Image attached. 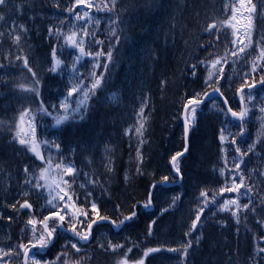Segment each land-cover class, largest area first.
<instances>
[{
  "label": "trees",
  "instance_id": "1",
  "mask_svg": "<svg viewBox=\"0 0 264 264\" xmlns=\"http://www.w3.org/2000/svg\"><path fill=\"white\" fill-rule=\"evenodd\" d=\"M60 1H65L66 6L60 5L59 9L54 7L51 11V14H53L51 17L52 19L50 17L43 18L40 20V22L42 21L41 23L37 22L39 24L34 26L31 35V41L34 43V53L26 54L29 59V66L37 72V76L41 83L39 98H42L46 105L53 103L51 99H53L57 93V89L64 85V80L60 74L67 65V56L70 53L69 50L72 48L70 45H65L62 39L57 42L55 35L50 36L48 33L49 27L56 26H60L64 32L69 31L70 14L64 11V9L69 6L70 0ZM194 2L195 0L193 3ZM44 3L47 8H50L46 1H44ZM184 3H186L185 6ZM99 4H102V2H99L98 5ZM149 4L151 8L149 7L143 14L139 13L133 16L137 19V25L139 27L135 24L132 26L135 25L137 27V33L143 28H146V30L152 29L149 32L153 33L165 25L163 21L166 22V19L172 20L176 17L174 24H168L169 26L178 27V40L175 43V47L178 50L181 46L182 54V57L177 56V59L174 60V54H172L169 49L161 50L158 48H152L157 53V57L152 56L156 62L155 67L152 69H158V87L157 90L153 92H151L152 90L147 87L146 91L149 93L151 98L154 99V103L146 99L142 100L137 106V103L135 104L134 101L136 94H134V96H128V98L131 99L130 103L127 105L122 104L121 97L125 93H130L131 91L138 89V86L134 85L132 80H128L129 82H127L126 76L121 77V75H125L131 70L127 69L125 64L126 62H123L121 63V68L118 71L108 67L107 72H105L103 63L100 68L96 69V72L98 75H103L104 82L101 87L96 90V94L89 101V108L84 114V118L81 119L79 116H73L65 124L57 128L54 124L53 117L46 116L37 111L39 104L36 95L24 92L19 87L20 85L31 86L33 78L28 70L24 68L22 62L17 61L16 64H13L15 74L12 75L9 83L6 82L7 86L4 89H0V99L6 107L8 104L7 93L10 92L14 97L10 100V107L14 113V117L11 115L9 118L7 112L3 113V105L1 104L0 106V121L3 122V124H0V133L4 134L8 145L10 141H12V146L10 147H12L13 150V155H11L8 159H0V166L2 168L7 167L9 172H13L14 169L12 165L8 164V161L13 158L16 159L15 164L22 166L29 165V168L32 167L35 169V165L38 163L33 154L24 146L15 142L14 139L16 132L15 125L17 124L16 119L19 118L20 113L24 108H31L32 114L35 115L36 137L37 140L41 142L45 155H48L49 152H51L53 161L56 162L58 158L63 159L67 153L74 152L73 162L75 163V166L83 173L88 174L87 176L80 175L78 177L76 182L77 185L84 183L85 188H78L77 193L81 200H83L85 192L91 190L93 198L100 204L102 214L111 215L114 219L117 218L119 213L116 211L115 205H121L120 212H124L125 206L128 203L143 201L145 199L147 191L150 190V185L154 181V177L152 175L153 173H155V177L157 178L161 174H171V167L169 163L170 157L175 154V152L182 151L185 144L182 121L179 118L181 115L185 93L202 91L204 87L203 79H198L197 82H186L179 78L175 72L183 71L184 67L185 69H188V66L193 62H188L187 60H192L197 55L201 59H204L205 57H208L210 52L222 54L224 51L225 34L230 37L231 30L220 29V41L218 42L215 35H207L204 33L203 28L198 29L199 23H204L205 28L208 23L218 20L216 9L213 8L212 10L205 11V9L212 6V0H203L204 5L202 13L200 11L197 14L191 12L193 10L190 8L192 4L191 0H176V3L174 0L172 2L168 0H149ZM172 4L178 5V8L176 10L172 8L171 10L169 7H173ZM213 7L217 6L214 4ZM194 10L196 13V11H199L200 9L199 7H195ZM105 14L106 13L104 12L102 14L101 12L97 13V19L100 20V24L96 27L97 30L94 36L96 39L104 41L102 47L105 50L111 47L114 55L117 52L115 37L111 35L110 29L108 31L103 29V24L106 23V20L108 22L107 26L111 27L109 21L111 18L113 19V16H106ZM190 17L192 19H196L197 23L188 24L182 21L183 19L190 20ZM61 21H65V23L62 25ZM146 21L147 24L145 25ZM159 22L160 25L157 24ZM2 26H6V21L0 24V33H3V36L0 37V63H4L6 65L4 57L7 56L9 50H12L13 48L9 47L10 44L8 43V36L6 35V32L1 29ZM38 26H40V29L37 28ZM131 27L127 30L131 35L130 37L134 39L137 33H134V30L131 31ZM122 33L123 32L121 30L117 32L119 37ZM182 33H184V36H187V38H181ZM260 33L261 28L259 26V22H257V33L253 34L252 37L255 43H259ZM110 41L111 44L109 43ZM162 41L166 42L169 41V39L167 38ZM90 43L89 51L95 52L101 47L93 42V36L90 37ZM200 44L210 46L207 51H201L199 46ZM53 47L56 48L57 57L63 61L61 69L56 73L44 71L38 66V58H43L47 55L49 59H52L51 52ZM228 47H231V45H228ZM174 56H176V54ZM11 57H13V54H11ZM102 60L104 61L105 59L101 57L99 61ZM87 62H96V60L87 57ZM133 64V62H128L129 67H132ZM230 67L225 69L226 76L231 74ZM198 70L206 75L203 68ZM248 70L249 69L244 66L241 68L236 66V72L238 74L242 71ZM90 72L91 70L88 67H86L83 71L85 77H88ZM3 75L0 77V82L5 83V75L4 77ZM233 79L234 82L232 86H239V76L237 75ZM162 81H166L167 83L162 84ZM87 82L88 81L86 80L85 83ZM221 83V85H224V81H221ZM233 91L232 96L227 95L230 105H232L233 99H236V93ZM262 91V89L253 91V101L251 103L247 102L252 111L249 113L247 122L244 123V136H237V144L240 145L242 150H246L249 144L256 142L258 139L264 143V130H262V124H264V114L260 113L259 109H257L256 112V109L254 108V106L264 107V101H260V97L258 95V93ZM76 98L78 99L79 97H75V99ZM145 101L148 105L145 109V118L148 121L146 125L147 131L144 135V144L142 147V152L144 154L143 170L145 174L136 175L134 172L136 164L135 147L138 142V137L134 132L130 135L129 139L123 137L122 130L127 126L129 128H134L137 125V121L139 119L137 113L139 112L141 104ZM221 109H223V106L221 103H218V106H206L202 108V110L198 111L196 126L190 135L189 152L185 155V157L181 158V170L185 176V184L189 186L196 184L194 185L195 187H204L202 184H205V181L203 182L202 178L197 179V175L202 176V174H204L202 169H206L207 172H209L210 169H219L217 162L220 159L223 162L224 157V154L221 151L222 148L227 149L229 166H231L234 149L230 144L231 136L228 135V132L230 130L233 134L238 133L240 131L239 122L231 121L228 116L226 120V113L221 111ZM55 115H58V113H53V116ZM253 121L256 126L253 127L246 125V123L248 124V122L251 123ZM221 128H226L225 135L228 142L224 145H221L218 139ZM51 130H54L58 135L56 141L61 146L60 153H57L55 149H50L49 147L43 145V142L47 139L42 137V135H46ZM130 144L132 145L131 148L129 147ZM3 145V141L0 138V149L3 148ZM21 147L23 148L22 151H20ZM118 156H122L121 158L123 159L128 158L127 162H125L126 164L119 163L118 158L120 157ZM219 156H221V158H219ZM189 158V163H186ZM102 159L111 160L113 167V171L111 173L107 174L100 166H97L99 161L102 162ZM263 162L264 146H262V144H257L255 155L250 154L249 157H247V163L249 164L247 166V170L244 169V167L242 168L244 169L246 176L251 171L255 177L256 187H254L253 192L260 193V195L256 196L257 201H259L261 196H264V188L257 179V176L264 179V177L260 175L261 173H264ZM120 164L128 166V175L131 177L129 181L124 180L125 175L118 176L120 171L118 167ZM221 166L223 167V165ZM89 179H96L100 183L96 186H92L87 183ZM144 186L146 187V193H134V189L136 187L142 188ZM202 189L204 188H201L200 190ZM169 193L170 191L164 187H159L156 191L154 196L155 206H157L156 208L159 210H162V214L158 216L157 220H155V224H151V221L156 216L154 213H150L139 215L137 219L129 222L120 234H114V230L111 226H105L100 229L99 234H97L98 238L94 240V245L96 246H94L90 252L81 251L80 253L74 254L67 252V256L65 258L72 264L75 261H80V264H116L118 259L123 258V251H118L117 253H112L110 251L105 252L99 247L100 244L106 245L110 241L112 243L125 244V250L128 247H132V252L129 253L128 256L129 259H134L137 245L140 241L143 243H149L152 237L155 239L156 244L162 241L165 229L163 228V225H161L162 221L160 220L165 217L166 213L175 212L176 209H179V205L184 198L180 197L181 193L175 194L171 198L169 197L170 202L174 198L179 197V199L176 200L174 207L170 205L166 207L163 206V201L167 199L165 195H168ZM28 199L29 202L33 204L35 214L38 216L41 215V212L36 211L37 208L34 206L35 202H33V199ZM21 202H23V200H21ZM170 202H168V204H170ZM196 207L197 201L196 204L191 207V210H194L195 212ZM255 207L257 209L255 214L251 212L247 214V227L248 225L250 227L252 223L257 226V220H264V211L262 213L259 203H257ZM164 209H168V211L165 212ZM4 210L9 213L10 216L15 218L11 221L3 223L9 229V234L11 235V240L7 243V247L9 245H13L15 247L21 242H27V230L25 229V223L27 219L30 218L29 214L27 213L23 215L11 208H4ZM220 213L221 212H219V210H216L214 213V209L211 208L210 211L206 210L204 215H213L210 220V223H212ZM241 215L244 217V214ZM141 221L145 222L144 228L146 227V229L143 228L140 233H138L133 229V227ZM239 224H242V227H238L237 230L234 229L235 233L230 234L229 236L226 232H224V230L215 233L220 241V243L217 242L220 247L215 245L212 250V255H208V251L206 249L204 261L208 262L218 258L220 260H217L215 264H232L231 260L237 261L238 263V258L234 257L231 253V249L235 246L237 247L236 251L240 249V251L247 256V239L243 235L245 225L244 223ZM150 226L151 234H149L148 231ZM22 230H24V232H22ZM253 230L255 229L253 228ZM96 232L98 231L93 230L94 236ZM105 233H110V235ZM212 238L211 243L213 245L217 239H214L215 241H213ZM255 241L256 239H254L253 242ZM221 244L228 245V249H222ZM20 251L21 255L16 257L18 261L19 259L21 260L20 263L22 264L23 255L22 250ZM4 260L6 261L7 257H5Z\"/></svg>",
  "mask_w": 264,
  "mask_h": 264
},
{
  "label": "snow or ice",
  "instance_id": "2",
  "mask_svg": "<svg viewBox=\"0 0 264 264\" xmlns=\"http://www.w3.org/2000/svg\"><path fill=\"white\" fill-rule=\"evenodd\" d=\"M117 0H104L102 4H96L94 0H70L69 6L64 11L73 17L74 22H81L77 28L75 23L69 27V31L64 32L60 26L49 27L48 33L50 36L55 35L57 42L61 39L65 45H70L76 49L78 55L73 61L71 71L73 73V83L67 87L65 92L60 93L56 102L45 104L44 100L40 97L41 83L37 76V72L29 66V59L27 55H15V60L22 62L24 68L28 70L33 78L31 86L20 85L19 87L24 92L33 93L38 98L39 107L38 112L43 113L46 116L53 117L54 124L57 128L65 124L73 116H79L84 118V114L89 108V101L96 94V90L101 87L104 82L102 74L98 75L96 69L100 68L99 59L103 57L105 63L103 65L104 71L107 72L108 64L113 61V50L109 47L105 50L102 45L104 41L98 40L89 31V26L96 27L100 24V20H93L92 13L104 12L113 16L112 24L119 26L122 21L116 12ZM8 6V0H0V8H6ZM22 6H18V10ZM57 9L60 8L59 3L55 5ZM227 7V6H226ZM82 9V11H77ZM5 17L0 14V21H4ZM257 22L261 28L259 35V43H255L252 39L253 34L257 33ZM65 21H61L63 25ZM220 28H227L231 30V36L228 37L225 34L224 51L221 53L210 52L208 57L201 59L196 57V63H192L188 66V72L192 77H196L197 71L203 68L206 75L203 79V90L193 91L191 93H185L180 119L182 121L183 134L185 144L182 151L175 152L170 157L171 174H161L158 178L153 173L154 181L150 185V190L147 191L146 197L143 201L130 202L125 206L124 212H120L121 205H115L116 211L119 213L117 218H113L111 215L101 213L100 204L93 198V193L88 190L84 194L83 200L77 193V189L85 188V184L81 183L77 185V179L80 175L87 176V173H83L77 169L75 163L69 160L67 163L62 158H58L56 162L53 161L51 152L45 155L42 144L36 138V125L35 115L32 114L31 108H24L20 113L19 121L15 125L16 132L15 141L24 146L30 151L36 158L38 163L35 165V171L30 173L29 167L25 165L23 171L25 173L24 185L25 189L19 194L23 199H16L14 203L8 205L14 211L28 210L29 219L25 223V229L27 230V242H21L15 247L8 246L7 250L0 247V261H4V264H11L13 256H20L22 250L23 264H42L40 259L36 258L33 250L37 252H44L50 248H55L57 244H60L61 240L65 238L66 234H71V238L66 243L61 245L62 251L56 256L55 262L43 261V264H70L67 256V250L73 249L75 253L81 252V242L87 244L90 241L96 239L93 235V229L98 232L105 226H111L115 229H121L122 226H127L128 222H132L137 219L141 211H146L153 206V192L157 189L158 185L163 188L169 184H175L184 180V173L181 170V158L189 152L188 137L189 134L196 126L198 111L202 110V106H206L205 102L211 100L213 96L219 97L223 104L226 106L221 111L230 114L231 118L239 122L240 131L236 134L228 132L231 136L230 144L233 146L234 155L231 159V166H229V158L227 149L222 148L221 151L224 154L223 167L219 169V175L223 178V183L215 188H204L199 192V198L197 201V207L194 212V219L189 226V230L184 233L188 239L179 247H157L149 248L143 253V257L140 259H129L128 254L132 252V247H128L125 250V244L108 242L100 244L99 247L105 252L117 253L123 251V258L118 259L116 264H145L144 258L152 253L168 252L179 253L182 264H190L188 260L189 250H195L198 246L200 235L193 237V233L197 232L198 226L201 225V219L204 217L206 210H211L213 207H218L220 212H227L236 219L237 224L240 222L241 214H244L245 219L249 212L255 214V205L259 203L261 210L264 211V196H261L259 201L256 200V196L260 195L259 192L254 193L253 189L255 185V177L250 171L246 176L244 169L247 168L245 158L249 155H255V149L257 144L264 143L260 139L256 142L249 144L246 150H242L240 145L237 144V136H244V123L248 119L249 113L252 109L246 103L251 101L253 97L245 96L246 89L250 90L257 87L259 84L264 87V0H237L236 5L231 7V15L223 21H213L205 27V31L215 35L216 40L220 41ZM215 30V32L213 31ZM122 31V30H121ZM28 28L23 25H17L13 21L9 25V35L14 42L18 53L23 51L21 41L22 38H27ZM110 33L115 37V43H120V37L117 34L116 27H110ZM92 35L93 42L96 45H100L99 50L92 52L85 48V40ZM3 33H0V37ZM111 44V41L109 42ZM231 45V47H228ZM210 45H200L201 51H207ZM214 47V46H213ZM51 67L49 71L52 73L58 72L63 61L57 57L56 48H52L51 52ZM90 57L97 62L93 64V70L88 77L85 74L79 72L76 64L83 57ZM5 60L9 57L5 56ZM243 64L248 68V71L236 72V66ZM231 65V67H230ZM7 66H11L10 64ZM4 63H0V69L5 68ZM230 67L231 74L226 76L225 69ZM239 76V86L234 89V92L239 96V110H234L229 104V99L222 91L223 85L221 81L225 82L228 88L232 87L234 77ZM187 78V77H185ZM88 81L85 83V81ZM167 83L166 81H162ZM79 97L73 100L72 98ZM147 102L141 104L137 116L139 117L137 125L134 128H128L125 131V135H131L133 132L138 137V142L135 147V168L136 175H144V154L142 147L144 144V135L147 131V119L145 118V109L147 108ZM58 112V115L53 116V113ZM259 112L264 114V107L259 108ZM27 117V120L25 119ZM0 124H3L0 121ZM25 125L27 131H25ZM262 130H264V124H262ZM226 128L220 129V135L218 137L221 145H224L227 141L225 135ZM44 146L50 149H55L57 153L61 152V146L56 142L55 138L51 141H44ZM131 148L132 145L130 144ZM111 164V161H109ZM242 165L244 169H242ZM111 167L108 168V172H112ZM264 177V173L260 174ZM131 177L125 173L124 180L129 181ZM88 184L92 186L98 185L100 182L96 179H89ZM106 183V181H105ZM243 190V191H242ZM38 197H43L44 204L41 206V215H36L33 210V204L29 202L28 197L32 193ZM235 194L233 198L218 200V197H223L224 194ZM242 197L246 198L247 202L242 203ZM179 197L174 198L170 202V206H175L176 200ZM168 211V209H164ZM0 219H7L11 221L12 216L5 217L0 212ZM156 221L152 220L151 224H155ZM258 225L264 226V220H257ZM226 227V225H224ZM149 234H151V226L149 227ZM24 232V230H22ZM193 239L196 240V245L193 243ZM260 244H264V233L259 236ZM257 245L256 255L260 257L259 260H255L253 264H264V246ZM80 245V246H78ZM30 253H33L30 256ZM8 259L5 261L4 258ZM73 264H80V261H75Z\"/></svg>",
  "mask_w": 264,
  "mask_h": 264
},
{
  "label": "rangeland",
  "instance_id": "3",
  "mask_svg": "<svg viewBox=\"0 0 264 264\" xmlns=\"http://www.w3.org/2000/svg\"><path fill=\"white\" fill-rule=\"evenodd\" d=\"M14 1L18 2L19 4L15 3V2H13L11 0H8V6L6 8H0V14H3V16L5 17V20L4 21H0V24L8 20L7 21L8 28H7V26L6 27L5 26H2L1 29L4 32H6V35H7V33L9 35V25L13 21H15V23L17 25H20V24L25 25L28 28V33H27V38H22V41H21V45H22L23 51H21V52L18 53V50H17L14 42L12 41V44L14 45V48H15L14 51H13V55L20 54V55L23 56V55H26L27 53L32 54L33 48L30 47V46L28 47V45H27L28 40H29V37H32L31 34H30L31 29H33L36 24L37 25L39 24V23H37L39 21V18H42V19L43 18H46V14H49L50 13V9L47 8V6L45 5L44 1H46L49 4L50 7H54L57 3H59V5L66 6V2L65 1L62 2V1H59V0H14ZM168 1H171L172 2L173 0H168ZM174 1L176 3V0H174ZM191 1L193 3L194 0H191ZM99 2H102L103 3L104 0H96V4H98ZM195 3L197 5L196 7L197 8L199 7L200 10H201V13H202V10H203L202 8H203V5H204L203 4V0H195ZM212 3H213L212 4V7H213L214 4L218 7V10H216V15L218 16L217 17L218 18V21H219V19H221L220 21H223V20H225L227 17H229L231 15V7L234 6V5H236L237 0H212ZM253 3H256V0H253ZM20 4L22 5V7L18 10V6H20ZM172 6L173 7H170L171 10H172V8H174L175 10L178 8V5L172 4ZM149 7L151 8L150 4L146 8V10ZM213 8L216 9L215 7H213ZM41 9H43L42 16H40ZM138 9L139 10H142L141 7H139ZM194 9L191 11L194 14H197L200 11V10L199 11H196V13H195V10ZM123 10H125V7H123L121 5V11H123ZM133 10H134V6H133ZM206 10L207 9H205V11ZM77 11H82V9H77ZM141 13L143 14L144 12H141ZM134 14L136 15V14H139V13H137L136 10H134ZM52 16L53 15H51L50 18ZM175 19H176V17L173 18L172 20L175 21ZM93 20H94V18H93ZM133 20H135V25L137 27H139L137 25V23H138L137 19L136 18L135 19L132 18V16H130V15L128 16V19L124 20L125 26L131 25V23H132ZM73 23H75V25H76L77 28L81 24V22H74L73 17H72L71 18V25ZM163 23L165 25L162 26L161 29H166V27H168L169 24L167 22H165V21H163ZM146 24H147V21L145 22V25ZM157 24L160 25V22L157 23ZM135 25L132 26L133 29L131 28V31L134 30V33H137V27ZM39 27L40 26H38L37 28L40 29ZM92 28H94V27L90 25L89 26V31ZM225 29H227V28H225ZM151 30L152 29L147 30L148 35L152 34V32H149ZM227 30H230V29H227ZM204 33L207 34V35H211L212 34V33L206 32L205 31V28H204ZM9 37L11 38L10 35H9ZM131 40H133V39L130 36H124V38H121L120 39V43L119 44H120V46L123 43H128L129 44L131 42ZM87 42H89V41L88 40H85V42H84L85 43L86 50L89 49L88 48L89 44ZM124 51L125 50H122V52H121L122 55L124 54ZM77 55H78V52L75 49V51L71 54L70 64H69V66L67 67V69L64 72V76H65V86L62 89H60V92H65L66 89H67V87L70 86L74 82L73 81V73L71 71V67H72L73 61L76 59V56ZM42 59L45 60L44 58H42ZM47 59H49V57ZM127 59L128 58H126V60ZM137 59L138 58L136 56H134V57H131V59H129L128 62H133L134 63V60H137ZM118 60L120 62L124 61V58L122 59L120 57V52L118 54ZM49 61L51 62V59H49ZM119 61H116L111 66L112 67L118 66L120 64ZM84 63H85V61H84V57H83L76 64V67L79 70V72H82L83 71L84 65H85ZM109 64H111V63H109ZM49 68H50V64H49L47 70ZM184 70H186V69H184ZM1 72H3L2 69H1ZM2 75H3V73L0 74V77ZM59 94L60 93H57L56 96L54 97V101L55 102H56V98H57V96ZM258 95L260 97L259 100L260 101H264L263 92L258 93ZM248 96L253 97L254 95H251L250 93H248L246 97H248ZM72 99L74 100V98H72ZM135 99H138V96H135ZM252 101H253V99L250 102L248 101V103H251ZM139 102H141V101H139ZM1 104L3 105V113H5V112L9 113L10 111L4 105L3 101H1ZM254 108L256 109V112H257V109H259L260 107L259 106H254ZM11 113H13V112H11ZM16 120H17V123H18L19 118H17ZM246 125L247 126H253V127L256 126L254 124V121L251 122V123L248 122V124L246 123ZM24 130L27 131V126L26 125H25V129ZM9 146H12L11 145V141L9 143ZM64 162L67 163L68 161H64ZM21 166L22 165L15 164V163L12 162V167L14 169L13 172H9V170H8L7 167L0 168V204L3 206V208L9 209L10 207L8 205L14 203L16 199H20L21 196L19 194L22 192V190L25 189V185H24L25 173H24L23 169L21 168ZM215 174H216V171H214V174L209 177V179L207 180V183L206 184H202V185H206L208 187L214 185V187H215V183H214L215 180H213ZM194 185H196V184H194ZM199 185H201V184H199ZM197 187L199 189H201L200 186H197ZM175 193H177V192H175ZM175 193H173V194H175ZM190 193L192 194L191 200L193 202H195L196 199H197V197H196L197 195L196 196L194 195L195 191L192 188H190ZM34 194H35V192H34ZM35 198H36L37 201H35L34 206L37 208L36 211H40L41 206L44 204L43 197H38L35 194ZM198 198H199V194H198ZM0 212H2L5 217L10 216V214L9 213L6 214L3 209H0ZM19 213L24 215V214H27L28 212H27V210H21V211H19ZM174 215L177 217V221H181L182 218H183V220L186 219V218H188V220L191 219V216L189 215V213H188V211H187L186 208L183 211H180V210L175 211ZM13 219H15V218L13 217ZM0 221L7 222L8 220L7 219H0ZM2 222H0V247H3V248H5L7 250L8 247H6V246H7V243L11 240V238H10L11 235L9 234V229ZM178 223H179L178 225H181L180 224L181 222H178ZM218 227H221V225H219ZM96 238H98L97 234H96ZM166 242H169V241H165V242L163 241V244H165ZM217 242L220 243L219 240H217ZM92 246L93 245H91L87 249L81 248V251H89V249ZM12 247H14V246L12 245ZM234 257H237V256L234 255ZM238 257L241 260L244 259V256L242 254L241 255H238ZM36 258L39 259L38 257H36ZM12 260L13 261H16L17 260V258H16L15 255L13 256ZM20 261L21 260L19 259L18 263L13 262V264H21ZM231 263L232 264H237V261L231 260ZM0 264H4V261H0Z\"/></svg>",
  "mask_w": 264,
  "mask_h": 264
},
{
  "label": "bare ground",
  "instance_id": "4",
  "mask_svg": "<svg viewBox=\"0 0 264 264\" xmlns=\"http://www.w3.org/2000/svg\"><path fill=\"white\" fill-rule=\"evenodd\" d=\"M130 1L133 2L134 4H136L134 7V10H136L137 13L145 12L146 8L149 5V0H130ZM13 2L19 4L16 1H13ZM185 5H186V3H184V6ZM20 6H22V5L20 4ZM196 6H197L196 3L194 2L191 4L190 8L194 9ZM139 7H141L142 10H139L138 9ZM215 8H216V10H218V7H215ZM212 9H213V7L211 6L206 11H209ZM120 12L121 11L118 10V13H120ZM191 19L190 20L183 19L182 21L184 23L186 22L188 24H191V23L196 24L197 23L196 19H192V20ZM38 22L41 23L42 21L40 22V20H39ZM166 22L169 24L175 23V21H173L171 19H166ZM202 28L204 30V23H199L198 29H202ZM178 33H179L178 27L168 26V27H166V29H158V30L154 31L148 37V32H147L146 28H143V29H140V32H138L136 34V37L133 40H131L129 45H127V48L125 49L124 54H123V58H124V61L126 62L125 64H126L127 69H129L131 71L127 72L125 75H121V77L126 76L127 82L132 80L134 85L138 86V89H136L135 91L133 90L130 93L129 92L125 93L121 97V103L122 104L127 105L128 103H130L131 99H129L128 96L131 97V95L134 96V94H136V96H138V99H134L135 104L137 103V106H138L139 101L146 100V99H148L152 103H154V99H152L151 96L149 95V93L146 91L147 87L150 90H152L151 92L157 90V87H158V81H157V78H158L157 75H159L158 69H151V68L155 67V65H156L155 60L151 56L157 57V53L152 48H158L161 50L169 49L172 54H174V55L176 54V56L173 55V57H175L174 60L177 59V56L182 57L181 46L179 47L178 50L175 47V43L178 40L177 39ZM30 34L32 35V32H30ZM167 38L169 39V41H166V42L162 41V40H166ZM181 38H187V36H184V33H182ZM8 43L10 44L9 47L15 49L14 45L12 44V39L10 37H8ZM134 56H136L138 59L134 60V64L132 67H129L128 66V60ZM196 57H199V56L197 55ZM43 58L45 59V60H43V62L48 60L47 55L44 56ZM126 58H128V59L126 60ZM195 58L192 60H187V61L196 63ZM175 74L179 78H181L183 81H186V82H189V81L190 82H195V81L197 82L198 79H204V76H205L203 73H201L198 70L196 77H192L190 75V73L188 72V69H186L184 71L175 72ZM185 77H187V78H185ZM7 82H10V79H7ZM6 86H7L6 82L5 83L0 82V89H4ZM236 87H238V86L233 85L231 88H228L227 86H225V87H223L222 91H224L225 96H227V95L232 96V91ZM54 102L55 101H53V103ZM0 138L4 144L3 148L0 149V159H8L11 155H13L12 147H10L8 145L6 137L4 136V134L0 133ZM118 157H120V156H118ZM121 157L118 158L119 163L127 162L128 158L123 159ZM123 157H126V156H123ZM15 161H16V159L13 158V159L8 161V164L12 165V162L15 163ZM109 161H111V160L110 159H108V160L102 159L103 163L101 161H99V163L97 165V166H100L101 169L107 174L111 173V172H108L109 167H111L113 169L112 163L109 164ZM124 165L123 164L119 165L118 169L120 171H119L118 176L125 175V173L128 174V166L127 165L124 166ZM27 166L29 167V165H27ZM24 167H25V165L21 166L22 169H24ZM257 179H258V182L264 188V179L259 177V176H257ZM190 187H192V189L195 191V193H197V194L199 193L200 189L198 187H195L194 185H191ZM145 189H146L145 186L142 188L136 187L134 189V193L135 194H144V193H146ZM150 213H154L155 216H158V215H160V210L158 208H155L154 211L149 209L146 211H141L140 215H145V214H150ZM188 213L190 214L191 212H188ZM167 224H169V223L167 222ZM167 224H164V226L166 228H169V227L172 228V232H173L172 236L170 237V241L172 243L176 244V246L183 244L181 237L178 236V232H179L178 230H180V228H182V226H179V228H173L172 225L168 226ZM144 226H145V222L141 221V222H138L136 225H134L133 229L135 231H137L138 233H140V231L144 228ZM144 229H146V227ZM185 230L188 231L189 227L185 228ZM105 234L110 235V233H105ZM221 246H222V249H224V250H226L228 248V245L221 244ZM198 264H214V262L213 263H198Z\"/></svg>",
  "mask_w": 264,
  "mask_h": 264
},
{
  "label": "flooded vegetation",
  "instance_id": "5",
  "mask_svg": "<svg viewBox=\"0 0 264 264\" xmlns=\"http://www.w3.org/2000/svg\"><path fill=\"white\" fill-rule=\"evenodd\" d=\"M235 107H234V109L235 110H239V102L237 103V102H233L232 103ZM232 218H234V217H232ZM223 219V218H222ZM244 223V222H247V218L245 219V216H244V218H242V216L240 217V223ZM248 234V233H247ZM257 245L258 244H256V247L254 246V244L252 243L251 244V246H250V248H249V250H250V253L251 254H255V256H254V258H253V262H254V259L255 260H259L260 259V257H258L257 255H256V249H257ZM247 246H248V243H247ZM260 246H264V244H260ZM173 247H176V246H173ZM168 256H169V261L171 260V258H172V255L171 254H168ZM253 264V263H252Z\"/></svg>",
  "mask_w": 264,
  "mask_h": 264
},
{
  "label": "water",
  "instance_id": "6",
  "mask_svg": "<svg viewBox=\"0 0 264 264\" xmlns=\"http://www.w3.org/2000/svg\"><path fill=\"white\" fill-rule=\"evenodd\" d=\"M257 87H258V85H257ZM213 97H216V96H213ZM213 97H212V98H213ZM179 183H180V182H179ZM152 192H154V190H152Z\"/></svg>",
  "mask_w": 264,
  "mask_h": 264
}]
</instances>
